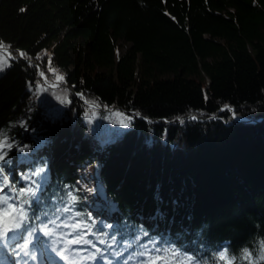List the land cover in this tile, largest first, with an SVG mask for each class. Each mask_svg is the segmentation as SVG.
<instances>
[{"label":"trees","instance_id":"16d2710c","mask_svg":"<svg viewBox=\"0 0 264 264\" xmlns=\"http://www.w3.org/2000/svg\"><path fill=\"white\" fill-rule=\"evenodd\" d=\"M0 43L4 174L40 186L29 217L91 252L264 264V0H0ZM112 113L129 127L108 138Z\"/></svg>","mask_w":264,"mask_h":264},{"label":"snow or ice","instance_id":"6c2138e0","mask_svg":"<svg viewBox=\"0 0 264 264\" xmlns=\"http://www.w3.org/2000/svg\"><path fill=\"white\" fill-rule=\"evenodd\" d=\"M21 11H24V9H21ZM0 47H2V43H0ZM20 56L27 58L23 52H20ZM5 66L10 65L0 64V71H3ZM49 70L51 71V69ZM39 75L44 77L45 74L44 72H40ZM57 79L62 81L64 80V77L57 76ZM37 87H39V84ZM13 146L14 145L9 143L7 139L0 140V184L3 185V187H0V193L4 192V187H8L9 189L8 193L0 195V249L7 250L11 248L14 255H19L16 251V249L19 248L20 251L23 252L25 256H28L32 261L38 260L37 253H39V264H48L50 259L59 257V259L56 260V264H61V261L68 259L65 255L67 247H58V240L56 237L59 229L61 227H66L67 225H58L55 219H52L47 215L41 219L35 214V212H33L31 217H29L32 201L35 200L38 202L40 199L37 195L40 191V186L35 181H32L29 186L19 188L17 190V188L12 185L11 181H9L8 175L4 174L5 167L9 164V160H7L6 157L8 156V151H10ZM26 150H29L28 145H24L19 148L20 152H25ZM43 173L44 169L41 168L37 172L33 173V175H39L42 179H46V177L42 175ZM23 178L25 180L32 179L30 176H25ZM69 195H71V193H69ZM64 211H69V209H64ZM13 216L16 217L15 222H12ZM106 227L111 228L112 225H106ZM9 233H11V235H9ZM144 235H147V233H144ZM82 237L83 233L72 239L70 243H80ZM18 240H23L25 243H14ZM86 243L91 244L92 248L96 249V252L83 258L95 261L96 256L99 255L101 257V261H103V252L96 248V245L92 244L91 241H86ZM100 243H104V241L101 240ZM29 246H31V248H29ZM144 248L147 252L139 253L141 257L148 254L155 255L154 260L151 259V255H149V259L145 262V264H157L158 261L163 259V256L161 255L162 252H171L174 256H181V253H179V251L175 248H162L158 247L155 243L152 244L150 249L147 244L144 245ZM50 254H55V256H50ZM182 259L187 260L189 264H196V261L193 260L191 256L184 255L182 256ZM219 259L224 260L225 255L221 254ZM25 264H27V262H25ZM97 264H100V261H97ZM125 264H127V261H125Z\"/></svg>","mask_w":264,"mask_h":264},{"label":"rangeland","instance_id":"374dc122","mask_svg":"<svg viewBox=\"0 0 264 264\" xmlns=\"http://www.w3.org/2000/svg\"><path fill=\"white\" fill-rule=\"evenodd\" d=\"M130 45L129 42L127 41H121L120 42V48H119V54H122ZM2 57V56H1ZM165 76L169 75V73H165ZM114 115H112L111 117L116 120V123L114 125H108L107 126V134H108V138H114L119 136L120 134L123 133V131H125L128 127H129V123L125 121V118L119 116L117 113H112ZM0 187H3L2 184H0ZM12 222H15V218L12 217ZM72 261V260H70ZM69 261V262H70ZM13 264V263H12Z\"/></svg>","mask_w":264,"mask_h":264},{"label":"water","instance_id":"95a60500","mask_svg":"<svg viewBox=\"0 0 264 264\" xmlns=\"http://www.w3.org/2000/svg\"><path fill=\"white\" fill-rule=\"evenodd\" d=\"M40 72H44V71L40 68V69H39V73H40ZM44 74H45V73H44ZM42 78L47 82V86H48V84H49L50 82H49V80L47 79L46 74H45L44 77H42ZM84 102L87 103V104H89V105H91V106H93V107L100 108L99 106H97V105H95V104H92V103H90V102H88V101H86V100H84ZM225 109H228V110L234 112V108H233L232 106H230V105H228V106H226V107L223 108V110H225ZM234 118H235L236 120H248V121H250V120H249L248 118H246V117H237V116H234Z\"/></svg>","mask_w":264,"mask_h":264},{"label":"built area","instance_id":"2783aa9c","mask_svg":"<svg viewBox=\"0 0 264 264\" xmlns=\"http://www.w3.org/2000/svg\"><path fill=\"white\" fill-rule=\"evenodd\" d=\"M48 85L51 87H57L59 85V83L54 82V81H50V83Z\"/></svg>","mask_w":264,"mask_h":264},{"label":"bare ground","instance_id":"6f19581e","mask_svg":"<svg viewBox=\"0 0 264 264\" xmlns=\"http://www.w3.org/2000/svg\"><path fill=\"white\" fill-rule=\"evenodd\" d=\"M232 112V111H231ZM232 115H233V118H234V116H237V115H235L234 114V112H232ZM237 117H241V116H237ZM193 118H195L196 119V117L195 116H193ZM234 120H236L235 118H234ZM75 263V262H74Z\"/></svg>","mask_w":264,"mask_h":264}]
</instances>
